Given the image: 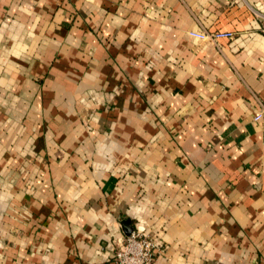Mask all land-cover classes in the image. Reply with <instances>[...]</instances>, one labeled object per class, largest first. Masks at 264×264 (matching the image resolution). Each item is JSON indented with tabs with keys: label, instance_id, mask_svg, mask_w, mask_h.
I'll use <instances>...</instances> for the list:
<instances>
[{
	"label": "crops",
	"instance_id": "1",
	"mask_svg": "<svg viewBox=\"0 0 264 264\" xmlns=\"http://www.w3.org/2000/svg\"><path fill=\"white\" fill-rule=\"evenodd\" d=\"M262 27L264 0H0V264H114L128 228L154 264H264Z\"/></svg>",
	"mask_w": 264,
	"mask_h": 264
},
{
	"label": "built area",
	"instance_id": "2",
	"mask_svg": "<svg viewBox=\"0 0 264 264\" xmlns=\"http://www.w3.org/2000/svg\"><path fill=\"white\" fill-rule=\"evenodd\" d=\"M261 31L264 33V27ZM191 35L203 41L232 40L235 37L233 32L221 31L193 32ZM262 114H264V105L255 119H259ZM156 250H158L157 243L149 235L134 230L126 237L114 240L111 258L114 264H154Z\"/></svg>",
	"mask_w": 264,
	"mask_h": 264
},
{
	"label": "water",
	"instance_id": "3",
	"mask_svg": "<svg viewBox=\"0 0 264 264\" xmlns=\"http://www.w3.org/2000/svg\"><path fill=\"white\" fill-rule=\"evenodd\" d=\"M125 224H127V223H125ZM123 226H125V225L123 224ZM131 231H132L131 228H128L127 230L125 229V232L127 235H129Z\"/></svg>",
	"mask_w": 264,
	"mask_h": 264
}]
</instances>
